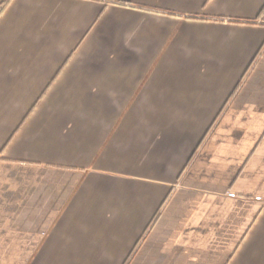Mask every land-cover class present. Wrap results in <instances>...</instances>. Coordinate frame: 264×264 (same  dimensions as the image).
Masks as SVG:
<instances>
[{
    "label": "crops",
    "instance_id": "crops-1",
    "mask_svg": "<svg viewBox=\"0 0 264 264\" xmlns=\"http://www.w3.org/2000/svg\"><path fill=\"white\" fill-rule=\"evenodd\" d=\"M264 0H0V264H264Z\"/></svg>",
    "mask_w": 264,
    "mask_h": 264
},
{
    "label": "built area",
    "instance_id": "built-area-1",
    "mask_svg": "<svg viewBox=\"0 0 264 264\" xmlns=\"http://www.w3.org/2000/svg\"><path fill=\"white\" fill-rule=\"evenodd\" d=\"M259 23H264V11L262 12L261 18L258 20Z\"/></svg>",
    "mask_w": 264,
    "mask_h": 264
},
{
    "label": "rangeland",
    "instance_id": "rangeland-1",
    "mask_svg": "<svg viewBox=\"0 0 264 264\" xmlns=\"http://www.w3.org/2000/svg\"><path fill=\"white\" fill-rule=\"evenodd\" d=\"M263 11H264V10H263ZM261 16H262V14H261ZM261 16H260V18H261ZM260 18H259V19H260ZM259 19H258V20H259Z\"/></svg>",
    "mask_w": 264,
    "mask_h": 264
}]
</instances>
